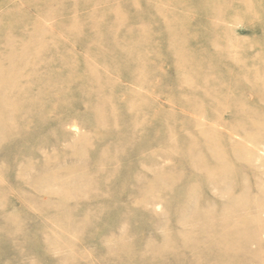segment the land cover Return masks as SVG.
Returning a JSON list of instances; mask_svg holds the SVG:
<instances>
[{
	"label": "rangeland",
	"instance_id": "rangeland-1",
	"mask_svg": "<svg viewBox=\"0 0 264 264\" xmlns=\"http://www.w3.org/2000/svg\"><path fill=\"white\" fill-rule=\"evenodd\" d=\"M0 264H264V0H0Z\"/></svg>",
	"mask_w": 264,
	"mask_h": 264
},
{
	"label": "bare ground",
	"instance_id": "bare-ground-1",
	"mask_svg": "<svg viewBox=\"0 0 264 264\" xmlns=\"http://www.w3.org/2000/svg\"><path fill=\"white\" fill-rule=\"evenodd\" d=\"M179 57H180V60H181V61H185V60L191 58L190 55L185 54V53H180Z\"/></svg>",
	"mask_w": 264,
	"mask_h": 264
}]
</instances>
